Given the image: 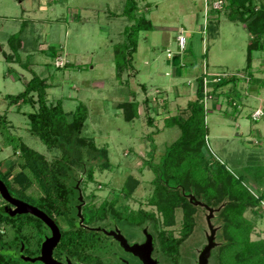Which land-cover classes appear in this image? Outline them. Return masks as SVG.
<instances>
[{"label":"rangeland","instance_id":"obj_1","mask_svg":"<svg viewBox=\"0 0 264 264\" xmlns=\"http://www.w3.org/2000/svg\"><path fill=\"white\" fill-rule=\"evenodd\" d=\"M135 1L136 14L149 20L152 29L138 34L132 67L118 70L115 47L124 43V29L132 24L122 15L125 0H0V115L7 109L10 133L48 162L60 155L29 133L25 113L33 108L21 102L8 106L4 99L24 89V81L32 75L28 67L46 79L48 104L59 100L65 112L79 104L86 107L81 134L108 153L109 166L102 170L98 166L102 159L90 160L81 150V165L73 166L70 178L76 191L74 207L81 211L85 204H92L97 208L116 198L120 213L136 217L141 212L153 213L162 224V215L149 204L155 178L152 166L179 137L178 128L164 127V120L189 116L188 103L196 99V80L202 76L207 134L201 165L210 168L214 159L220 161L231 173L244 177L248 189L258 196L264 190V50L252 54L249 66L251 34L237 16L229 19L231 9L227 11L225 5L232 0H221V4L220 0ZM252 5L264 8V0H252ZM14 35H18L20 48L7 61L14 54L8 43ZM179 36L185 39L183 52L177 45ZM230 77L223 86L209 82ZM127 102L138 105V116L131 122L124 120L120 107ZM257 109L263 115L254 121L251 115ZM17 158L0 136V161L15 163ZM89 165L92 179L86 177ZM16 171L17 166L11 175ZM127 181L131 192L125 197L121 189ZM25 193L35 198L42 194L35 183ZM190 197L195 196L187 197L196 208L195 225L180 242L181 264H193V257L208 244L209 226L214 234L208 257L210 264H216L214 253L225 242L218 216L222 205L211 208L197 200L199 204L194 205ZM5 209L14 211L0 195V210ZM174 216L171 229L179 238L181 209ZM243 216L253 222L250 239H264V201ZM79 221L78 217L76 227L82 226ZM122 223L106 218L92 229L114 238L109 241L118 242L129 253L137 254L148 243L151 248L155 233L147 219L141 225L146 240L134 238V244L125 235L136 236L137 231L128 226L126 233ZM57 227L68 229L62 219ZM98 247L94 253L110 260L107 241ZM187 248L189 254H185ZM71 261L65 257L63 263L58 262Z\"/></svg>","mask_w":264,"mask_h":264},{"label":"trees","instance_id":"obj_2","mask_svg":"<svg viewBox=\"0 0 264 264\" xmlns=\"http://www.w3.org/2000/svg\"><path fill=\"white\" fill-rule=\"evenodd\" d=\"M226 8L232 11L228 14L229 19L234 20L232 17L237 16L251 34L247 46V62L250 66L252 52L264 50V8L252 5V0H232L225 5ZM136 9L135 0H125L122 15L132 24L124 29V43L115 47V66L118 70L132 67L138 34L152 29L150 21L138 16ZM17 37L14 35L8 40L14 54L8 55L7 61L12 60L20 48ZM25 69L32 75L28 81H24V89L16 95H6L4 99L8 100V106L19 102L31 106L33 112L25 113L29 133L37 137L47 149L58 150L60 155L48 162L43 155L12 135L6 109L0 115V136L5 145L11 147L12 153L18 154V158L15 163L9 159L0 161V180L12 197L41 210L55 224L60 219L67 223L68 229L60 232L59 242L53 250L54 258L66 256L83 264L95 263L98 256L94 252L99 248L103 236L96 231L75 226L78 217L74 203L77 200L70 178L73 166L81 165V150L90 160L102 159L98 164L102 170L109 166L108 153L81 134L87 118L86 107L79 104L74 111L65 112L59 100L55 104H48L46 89L49 85L46 79L37 76L28 67ZM203 78L200 76L196 80V99L188 103L189 116L185 119L173 116L164 120V127L178 128L179 137L165 149L159 163L152 166L155 178L149 204L155 206L162 215L164 226L173 225L175 211L181 209L183 238L192 232L195 225L193 213L196 208L189 203V195L195 196L194 202H203L211 208L222 205L218 216L222 220L225 242L214 253L216 264H264V239H250L253 222L243 216L247 209H253L264 201V190L258 196L253 195L244 177L231 173L216 159L210 168L201 165V151L205 148L207 134L205 110L201 102ZM232 79H220L216 86H223ZM120 107L126 122L138 116L135 102L122 103ZM16 166L18 171L11 175ZM92 176L93 167L89 165L86 177L92 179ZM127 182L121 189L125 197L131 192L130 183ZM33 183L42 193L36 198L25 193ZM116 204V198L103 201L97 208L85 204L80 211L82 223L95 226L108 217L132 224L139 222L137 219L140 217L133 213H120ZM5 211L0 210V264H42L38 260L31 262L30 259L40 256L41 245L48 233L47 226L33 215Z\"/></svg>","mask_w":264,"mask_h":264},{"label":"flooded vegetation","instance_id":"obj_3","mask_svg":"<svg viewBox=\"0 0 264 264\" xmlns=\"http://www.w3.org/2000/svg\"><path fill=\"white\" fill-rule=\"evenodd\" d=\"M155 210H156V213H159V211L156 208ZM137 216L140 218L137 219V222L138 221L139 222L136 224L135 223L132 224L130 222H127L126 220L117 219L113 217H108V218L123 222L122 225L126 233H127L128 226L130 227L134 226V229L137 231L136 236L129 234V232L125 235L126 236L125 238L131 244L136 243V241H134V238H140L141 239L140 241L146 240L145 237L142 236L141 225L147 219V221H149L155 233L151 248H150V244L148 243V245H146L145 247L138 249L137 254L129 253L125 251L124 248H121L118 242L114 241V243H112L109 241L111 239L105 236L102 232H98L103 236V238L100 240L99 246L104 241H107L108 243V248L106 251L109 254L108 258L110 260H106L105 258L97 254L98 256L97 262L90 263V264H181V243L180 242L181 240L185 238V237L183 238L182 233H181L182 226H180V229L178 232L179 233V238H178L176 237L175 233L171 229L173 225L164 226L163 223L162 224L157 223L156 216L153 213H142L141 212ZM56 225H58V223H56ZM95 226H86L82 223L81 227L87 230H90V231H94L92 228ZM59 231L61 232L62 230L59 229ZM47 234L51 235L49 228H48ZM112 240H115V239L113 238ZM185 254H189V248H187V251L185 252ZM65 257L66 256H63L61 259L59 258L56 259L54 257L53 258L63 263V260ZM198 257L199 255L193 257V264H199ZM71 264H83V263L72 260ZM206 264H210V256L207 257Z\"/></svg>","mask_w":264,"mask_h":264},{"label":"water","instance_id":"obj_4","mask_svg":"<svg viewBox=\"0 0 264 264\" xmlns=\"http://www.w3.org/2000/svg\"><path fill=\"white\" fill-rule=\"evenodd\" d=\"M0 195L8 203V205L14 207V211H8L7 209H5L8 213H14L17 215H21V214L33 215L34 217L42 221L49 228L51 232V236L45 239L41 245L40 256L35 259H30V261L34 262L35 260H38L42 264H61L52 257V252L60 239V231L57 225L54 223V221L51 218H49L45 213H43L41 210L37 209L36 207H33L27 203H24L12 197L8 193L4 183L1 180H0ZM193 200L194 198L190 197V201H193ZM198 204H199L198 202H194V205H198ZM77 211H78L77 216L80 218L79 222L81 223L82 218L80 216V208H78ZM209 212H212V210L209 209ZM209 229H210V237L208 238V244L204 247V249L199 254V257H198L199 264H206V259L208 257L211 247L213 246L212 239H213L214 230L211 228V226H209Z\"/></svg>","mask_w":264,"mask_h":264},{"label":"built area","instance_id":"obj_5","mask_svg":"<svg viewBox=\"0 0 264 264\" xmlns=\"http://www.w3.org/2000/svg\"><path fill=\"white\" fill-rule=\"evenodd\" d=\"M219 3L221 4L222 2H221V0L219 1ZM215 8H218V7H214V9ZM177 45H178V48H179V50H181L182 52L184 51V45H185V39H184V37L183 36H179V37H177ZM169 55V54H168ZM220 79L219 78H217V79H212V80H210L209 82H218ZM263 115V112L261 111V110H259V109H257V110H255L253 113H252V115H251V118H252V120H254V121H256V120H258V119H260L261 118V116Z\"/></svg>","mask_w":264,"mask_h":264},{"label":"crops","instance_id":"obj_6","mask_svg":"<svg viewBox=\"0 0 264 264\" xmlns=\"http://www.w3.org/2000/svg\"><path fill=\"white\" fill-rule=\"evenodd\" d=\"M244 24V23H243ZM244 27H245V24H244ZM246 28V27H245ZM251 36V35H250ZM254 52H256V51H254ZM254 52H252V54L254 53ZM252 56V55H251ZM251 63H252V58H251V62H250V65H251ZM250 76V75H249Z\"/></svg>","mask_w":264,"mask_h":264}]
</instances>
